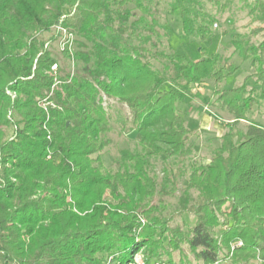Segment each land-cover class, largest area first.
Returning a JSON list of instances; mask_svg holds the SVG:
<instances>
[{"label": "trees", "instance_id": "1", "mask_svg": "<svg viewBox=\"0 0 264 264\" xmlns=\"http://www.w3.org/2000/svg\"><path fill=\"white\" fill-rule=\"evenodd\" d=\"M198 2L170 1L169 15L180 20L186 38L212 35V21L198 11ZM129 4L149 14L143 0H0V264H126L143 248L151 260L169 256L162 245L166 232L167 245L176 248L177 232L160 229L165 221L147 211L146 225L135 235L140 224L131 213L154 187L144 159L123 156L132 161L131 171L112 174L100 155L92 158L108 145L103 137L111 129L101 93L128 107L130 131L142 148L165 159L182 157L192 130L177 103L199 97L192 86L206 80L218 86L239 68H220L217 55L189 62L153 52L170 64L154 69L143 60L147 50L124 38L135 33L124 25L132 17L124 9ZM256 10L255 20L264 22V3L251 12ZM58 25L93 44L88 54L72 50L74 60L92 57V70L77 75L56 64L41 36ZM232 45L254 72L234 89L215 91L221 109L233 117L231 130L253 107L264 109V35L256 45ZM248 80L257 88L247 90ZM231 130L221 136L210 164L189 176L187 189H196L198 197L181 211L195 217L182 242L199 264H219L223 251L231 264H264V127L249 123L245 132ZM106 191L117 204L104 201ZM224 202L229 211L220 222Z\"/></svg>", "mask_w": 264, "mask_h": 264}, {"label": "rangeland", "instance_id": "2", "mask_svg": "<svg viewBox=\"0 0 264 264\" xmlns=\"http://www.w3.org/2000/svg\"><path fill=\"white\" fill-rule=\"evenodd\" d=\"M170 1L143 0L149 14H144L134 4H129L124 8L132 14V17L124 25L135 32L132 36L125 33L124 38L129 41L131 46L147 50L143 55V60L148 61L154 69L163 71L164 67L170 66V64L164 59L154 58L151 53H174L189 62L217 55L220 68L224 69L228 65H233L239 70L226 76L218 86H214L210 80H206L199 87L192 86V93L199 94V97L193 98L188 104L177 103L176 108L185 122V126L192 130V134L187 139L186 154L182 157L174 156L165 159L164 155H154L150 148H142L136 141V133L130 131L131 114L128 107L118 103L112 97H108L104 92L101 93L102 105L107 111L111 129L103 137L108 140V145L92 158L100 155L103 167L110 170L112 174L126 169L131 171L132 161H124L123 156L130 155L144 159L146 174L154 187L152 192L140 203L142 208L131 213V218L140 224L135 235L139 233L143 225H146L147 219L142 212L147 211L150 216L165 221L160 229L177 232L176 248L167 245L169 239L167 232L162 238V245L166 246L169 256L163 254L150 259L168 260L171 258L173 263L199 264L189 246L182 242L187 237V229L193 227L195 217L181 211L183 206L188 208L193 205L198 197L196 189H187L188 180L194 169L210 164L214 151L220 148L221 136L231 130L229 125L233 117L221 109L220 103L216 101L215 91L234 89L254 72L250 62H243L236 53L232 42L242 40L256 45L261 41L264 35V22L255 20V17L260 15L259 10L254 13L251 10L257 2L264 3V0H199L196 8L206 17L205 19L212 21L209 24L212 35L206 39H200L194 35L187 38L183 36L180 20L169 15ZM139 19H144V22L138 23ZM152 20L156 22L155 25H144L145 22L150 25ZM117 24L116 20L115 25ZM148 27H151V32ZM41 37L48 42L45 48L47 47V51L57 59L56 64L66 73L83 75L93 69L94 60L92 57H88L86 61L83 59L74 60L73 55L77 52L88 54L93 48L91 42H87L81 36L73 35L71 48L74 49V53L72 52L69 60H66V57L61 55L63 53L60 46L62 36L57 37L54 29H50L44 32ZM52 39L54 40L52 41ZM140 39L146 40L141 41ZM246 86L247 90L257 88L253 80H248ZM249 123L264 127V109L262 107H253L247 114V120L238 122L231 131L245 132ZM11 134L12 129L7 130V135ZM118 193H122L121 188L117 190L116 195ZM103 199L109 204L118 203L110 191H106ZM228 211L227 202L220 205V215H218L220 222L226 219ZM218 229L219 227L216 231ZM239 243L232 245L233 247L234 245L240 246ZM130 254L131 248L128 249L126 258H129ZM226 254L227 252L223 251L219 256V264H231L224 258ZM248 264H257V261H250Z\"/></svg>", "mask_w": 264, "mask_h": 264}, {"label": "built area", "instance_id": "3", "mask_svg": "<svg viewBox=\"0 0 264 264\" xmlns=\"http://www.w3.org/2000/svg\"><path fill=\"white\" fill-rule=\"evenodd\" d=\"M54 31L56 32V36L58 35V37L59 36L63 37L62 41L60 43V46L62 48L61 50L62 51L66 50L71 55V53H72V48H71L72 45L71 44L73 43L72 42L73 34L69 33L66 29L62 28L59 25L54 28ZM56 70H57V65L53 64L51 67V72H55ZM126 264H180V263L168 262L167 260L160 259V258L149 260L147 258V256L145 255L143 249H139L132 256V259L130 261H128ZM193 264H196V263H193Z\"/></svg>", "mask_w": 264, "mask_h": 264}]
</instances>
